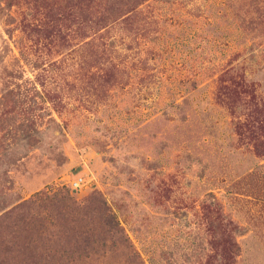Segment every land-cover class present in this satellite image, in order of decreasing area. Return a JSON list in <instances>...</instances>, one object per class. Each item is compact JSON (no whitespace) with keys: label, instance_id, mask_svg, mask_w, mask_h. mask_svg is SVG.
Masks as SVG:
<instances>
[{"label":"rangeland","instance_id":"1","mask_svg":"<svg viewBox=\"0 0 264 264\" xmlns=\"http://www.w3.org/2000/svg\"><path fill=\"white\" fill-rule=\"evenodd\" d=\"M94 194L141 264H264V0H0V233Z\"/></svg>","mask_w":264,"mask_h":264},{"label":"trees","instance_id":"2","mask_svg":"<svg viewBox=\"0 0 264 264\" xmlns=\"http://www.w3.org/2000/svg\"><path fill=\"white\" fill-rule=\"evenodd\" d=\"M88 203L83 220L62 198L37 195L23 203L25 213L15 226V238L7 229L0 233V264H74L94 256L103 259L115 250L117 240L124 244L128 261L141 264L100 194H94ZM211 211L218 222L225 217L218 203ZM229 224L232 232L240 230L232 221ZM231 248L239 251L236 243Z\"/></svg>","mask_w":264,"mask_h":264},{"label":"built area","instance_id":"3","mask_svg":"<svg viewBox=\"0 0 264 264\" xmlns=\"http://www.w3.org/2000/svg\"><path fill=\"white\" fill-rule=\"evenodd\" d=\"M70 184L73 189H80L81 187L85 186L86 181L84 177L79 175L76 178H74V180H72Z\"/></svg>","mask_w":264,"mask_h":264}]
</instances>
